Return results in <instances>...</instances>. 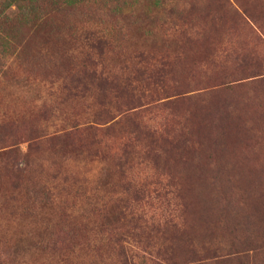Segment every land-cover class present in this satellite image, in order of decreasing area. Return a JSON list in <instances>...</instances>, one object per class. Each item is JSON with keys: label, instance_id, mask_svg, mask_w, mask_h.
I'll return each instance as SVG.
<instances>
[{"label": "rangeland", "instance_id": "obj_1", "mask_svg": "<svg viewBox=\"0 0 264 264\" xmlns=\"http://www.w3.org/2000/svg\"><path fill=\"white\" fill-rule=\"evenodd\" d=\"M10 16L0 148L21 171H0L2 264H264V0ZM90 32L103 47H87ZM163 56L166 72L138 82ZM95 69L108 88L65 90Z\"/></svg>", "mask_w": 264, "mask_h": 264}, {"label": "trees", "instance_id": "obj_2", "mask_svg": "<svg viewBox=\"0 0 264 264\" xmlns=\"http://www.w3.org/2000/svg\"><path fill=\"white\" fill-rule=\"evenodd\" d=\"M75 0H0V25H2V22L4 19L8 20L11 16L10 14L13 12V9H16L20 13H22L25 10H30L32 12H37L38 16L35 19L34 25H39L44 22H47L53 17L60 16L64 11L70 10L74 6ZM86 40L88 41V48L98 50L99 47H103L106 41V38L103 35L97 34V32H90ZM146 55L142 53L140 55V58H144L143 62H145ZM142 62V61H141ZM147 65H143L140 70L138 71L139 77L138 82H147L152 78L151 70H156L155 74H164L166 72L168 67V62L166 60V57H153L150 61L146 62ZM91 70L89 72L90 78H89V84H83L81 83L80 79H74L69 86H65V90L68 92H77L79 93H85V91L88 90V88L92 86H98V87H105L108 88V86L111 85L112 80L110 79L111 75L108 72H105L101 70ZM162 78V77H161ZM89 85V86H88ZM146 97V96H143ZM226 126L220 127V131L218 132L217 136H215L216 141L222 142L224 140V137L221 138V134L223 132V129ZM69 130L65 132L67 133V136L72 135L74 132H77L78 130L82 129L80 128L79 124H73L69 125L67 128ZM84 130H96L93 125H89L83 128ZM227 133V132H226ZM221 147L224 148V144L221 143ZM10 159H12V156L10 153L6 151L5 147L0 148V171L6 172V173H13L18 174V172L21 171V164L18 163L16 168L9 167ZM17 163V162H16ZM26 163V159L22 161V164ZM14 170V171H13ZM18 180V179H17ZM49 195V192L46 193V196ZM4 261L2 259V256L0 255V264H2Z\"/></svg>", "mask_w": 264, "mask_h": 264}, {"label": "bare ground", "instance_id": "obj_3", "mask_svg": "<svg viewBox=\"0 0 264 264\" xmlns=\"http://www.w3.org/2000/svg\"><path fill=\"white\" fill-rule=\"evenodd\" d=\"M263 184V183H262Z\"/></svg>", "mask_w": 264, "mask_h": 264}]
</instances>
